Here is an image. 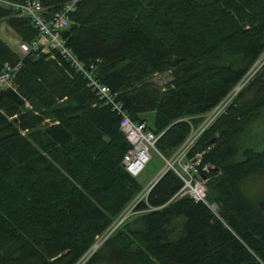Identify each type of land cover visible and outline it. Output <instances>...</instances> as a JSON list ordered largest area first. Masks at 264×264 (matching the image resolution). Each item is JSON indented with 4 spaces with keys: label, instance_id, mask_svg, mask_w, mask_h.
I'll return each mask as SVG.
<instances>
[{
    "label": "trees",
    "instance_id": "trees-1",
    "mask_svg": "<svg viewBox=\"0 0 264 264\" xmlns=\"http://www.w3.org/2000/svg\"><path fill=\"white\" fill-rule=\"evenodd\" d=\"M37 1L51 14L69 2ZM76 3L65 43L130 119L153 116L148 129L165 157L243 85L188 155L206 152L207 200L219 212L174 198L183 183L169 171L141 214L111 232L144 186L123 164L120 115L58 53L21 58L0 36V75L23 61L15 86L0 90V264H264V195L243 188L264 174V142L252 141L264 112V64L253 68L264 53V0ZM4 23L19 41L38 36L0 6ZM166 72L163 89L152 78Z\"/></svg>",
    "mask_w": 264,
    "mask_h": 264
},
{
    "label": "built area",
    "instance_id": "built-area-1",
    "mask_svg": "<svg viewBox=\"0 0 264 264\" xmlns=\"http://www.w3.org/2000/svg\"><path fill=\"white\" fill-rule=\"evenodd\" d=\"M77 1L80 0H69V2L64 4L55 14L49 13L47 8L37 0L16 3L10 0H0V6L11 8L16 18H28L38 31V36L32 40L31 43L28 44V42L25 41H18L17 52L21 58L28 54L30 55L33 51L39 50L51 52L50 56L52 58H56L55 54L58 53L69 62L73 69L86 78L85 80L88 87H90L98 97L104 100L112 110L120 115V127L126 136V139L129 141L130 146L127 154L123 157V164L127 170L126 172H129L134 177H138L142 174V170L145 169L151 159V150L154 149V142L157 140L156 134L148 129L145 121L137 123L130 119V115L124 107H122L123 104L117 99V94L113 93L107 85L96 80L94 65L87 68L85 66L86 64L74 54L75 52L73 49L68 47L67 43H65L64 33L70 25V16L68 15L75 10ZM256 62L255 67H253L254 70L264 64V55H262ZM22 66V60L19 61L17 66L8 63L5 65V69L2 70V74L0 75V90L15 86L14 78ZM238 92L239 91L235 90L229 97H227V99L220 102L221 104L212 111L214 115L212 114L213 116L211 120H208L206 123L204 120V124L202 123L203 127L206 125L207 127H210L215 121H217L219 115L225 112L227 105L231 104V100L234 99ZM226 101L227 104L225 103ZM197 132L193 133L195 139L192 140V137H190L187 142H184L183 145H181L183 149L180 156H174L178 159L179 163L182 164L181 170L184 173L183 175L186 176V179H181L183 183L182 187L173 197L179 199L182 197H191L195 202L203 201L209 209L217 214L219 211V208H217L218 206L207 200V174L210 172V167L212 166L210 164H203V155H205L206 152H197L192 158L188 156L189 152L192 150V145L201 135H196ZM153 187L144 193L143 197L140 196L135 203L133 202L134 200L132 201L130 206L121 213V216L117 219L115 224H112L113 227L111 232L115 231L121 223L130 219V216L133 213L138 212L135 210L137 205L139 202L146 201V197L149 195ZM98 239H100V237H98Z\"/></svg>",
    "mask_w": 264,
    "mask_h": 264
},
{
    "label": "rangeland",
    "instance_id": "rangeland-1",
    "mask_svg": "<svg viewBox=\"0 0 264 264\" xmlns=\"http://www.w3.org/2000/svg\"><path fill=\"white\" fill-rule=\"evenodd\" d=\"M10 29L11 28H9L6 23L2 24L1 29H0V36L2 37L3 40L6 41V43L8 45H10L12 48H14L17 52V43L19 41V36H16ZM263 55H264V53H263ZM152 79L155 83L162 86L163 89L165 88L166 83H168L169 81L172 80L171 74L169 72L164 73V75L157 74ZM241 87H242V85H241V83H239L237 86L232 88L233 90L231 93H233L235 90L239 91ZM225 103L227 104V101ZM220 104L221 103H219L218 105H220ZM217 107H215V108H217ZM212 111L205 114V116H204L205 117V123L208 120H211L212 116L214 115V113ZM262 114H263V116L258 120V122L254 123V127H253L254 130L252 132V141L257 142V144L264 142V112ZM152 117L153 116H150V117L148 116V117L144 118L147 126L149 125L151 128H152V123H151L150 118H152ZM203 124L199 125L198 127H193V129H191L192 130L191 134L188 135V137L185 139L184 142H187L190 139V137H192V140L195 139L193 133H195L197 131L198 132L196 135H198V134L200 135V134L204 133L206 131V129L209 127H207V125L203 127ZM156 137H157V140L154 142L155 147H154V149L151 150V153H152V156L150 157L151 159H150L149 163L146 165L145 169L142 170V174L140 176H138L139 177L138 179L141 181V184H143L144 186L142 188L141 193L140 194L138 193V195L133 198L134 201L133 200L132 201L134 203L139 199L140 196L143 197L144 193H146L151 187H153L155 185V183L158 182L159 179H161V177L166 175L169 171L174 172L178 176V178L180 177L179 178L180 180L186 179V176L183 175L184 173L181 170L182 164H180L178 159H176V157H174V156H180L181 151L183 149V147L181 145H183L184 142L181 143L180 147L178 149H176L172 155L165 157L164 154L157 148V145H156L160 135H158V136L156 135ZM194 144H195V142H194ZM194 144L192 145L191 149H193ZM263 147L264 146H262V148ZM176 153H178V154H176ZM206 187H207V185H206ZM243 188H244V191L246 194L257 195L258 197L263 196L264 195V174H262L261 172L258 174L257 173L252 174L251 176H249L247 178L246 183H245ZM207 191H208V187H207ZM132 201L130 202V204L132 203ZM130 204H128L127 207H125L123 210H121V212L126 210L130 206ZM137 214H141V212L138 211L136 213H133L130 217L135 216ZM120 216H121V214L117 217V219ZM117 219L115 220V222L117 221ZM115 222H114V224H115ZM98 243H99V241L93 247L94 248L93 250H95L96 247H98Z\"/></svg>",
    "mask_w": 264,
    "mask_h": 264
}]
</instances>
